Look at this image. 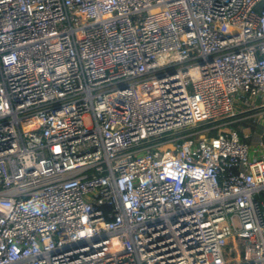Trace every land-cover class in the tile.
<instances>
[{
	"label": "built area",
	"instance_id": "built-area-1",
	"mask_svg": "<svg viewBox=\"0 0 264 264\" xmlns=\"http://www.w3.org/2000/svg\"><path fill=\"white\" fill-rule=\"evenodd\" d=\"M233 262L264 264V0H0V264Z\"/></svg>",
	"mask_w": 264,
	"mask_h": 264
},
{
	"label": "rangeland",
	"instance_id": "rangeland-1",
	"mask_svg": "<svg viewBox=\"0 0 264 264\" xmlns=\"http://www.w3.org/2000/svg\"><path fill=\"white\" fill-rule=\"evenodd\" d=\"M249 105H253V102L250 101ZM242 106H246V105L244 103H242ZM255 113H257V111H249V112H246V113L236 117L235 119H240V118H244V119L241 120L236 125L233 124V126L236 127V128H242V129L243 128H248L249 126H253L250 116L254 115ZM85 123L87 125H91L92 124V122H91V120L89 118L85 119ZM250 129H251V127H250ZM226 252H227V250H226ZM233 264H235V262H233Z\"/></svg>",
	"mask_w": 264,
	"mask_h": 264
},
{
	"label": "crops",
	"instance_id": "crops-1",
	"mask_svg": "<svg viewBox=\"0 0 264 264\" xmlns=\"http://www.w3.org/2000/svg\"><path fill=\"white\" fill-rule=\"evenodd\" d=\"M252 127V126H249V128Z\"/></svg>",
	"mask_w": 264,
	"mask_h": 264
}]
</instances>
